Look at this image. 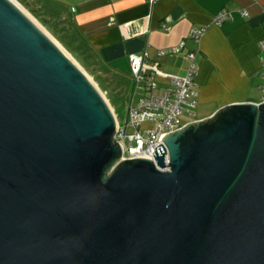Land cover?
Listing matches in <instances>:
<instances>
[{"label":"water","instance_id":"water-1","mask_svg":"<svg viewBox=\"0 0 264 264\" xmlns=\"http://www.w3.org/2000/svg\"><path fill=\"white\" fill-rule=\"evenodd\" d=\"M113 129L94 86L0 0V264H264V102L108 174Z\"/></svg>","mask_w":264,"mask_h":264},{"label":"crops","instance_id":"crops-1","mask_svg":"<svg viewBox=\"0 0 264 264\" xmlns=\"http://www.w3.org/2000/svg\"><path fill=\"white\" fill-rule=\"evenodd\" d=\"M23 1L45 23L52 20L50 29L58 40L74 43L78 53L89 55L110 76L120 70L130 73L129 55L144 52L162 74L181 76L186 54L195 53L197 103L183 125H196L234 105L263 102L259 43L264 39V0ZM221 11L232 18L215 25ZM200 27L205 31L196 43L188 33ZM181 43L178 54L156 55ZM157 82L167 84L163 78Z\"/></svg>","mask_w":264,"mask_h":264},{"label":"built area","instance_id":"built-area-1","mask_svg":"<svg viewBox=\"0 0 264 264\" xmlns=\"http://www.w3.org/2000/svg\"><path fill=\"white\" fill-rule=\"evenodd\" d=\"M241 15L247 17L245 11ZM231 18L228 12L221 11L215 17L214 24L220 25ZM204 31L205 28L203 27L191 28L188 38L197 43L203 36ZM183 47L184 44L181 43L175 48L158 51L156 55L161 57L167 54H178ZM259 50L264 55V39L259 43ZM195 59V53H187V67L184 74L181 76H166L160 72L157 63L148 62L146 52L141 55H129L128 62L132 85L127 99L123 124L118 122L116 113L108 106L114 119L111 141L118 150L117 157L108 174L135 159L147 158L154 164L155 149L161 145L166 152L164 139L191 126L189 123L180 124V118L183 115L189 116L197 103V93L193 89L197 74ZM260 62L259 77L264 82V58ZM162 78L166 79L167 82L164 87L157 82V79ZM260 89L264 102V85ZM155 115L159 116L155 121L156 126L141 130L140 127L145 123V119L148 116Z\"/></svg>","mask_w":264,"mask_h":264},{"label":"rangeland","instance_id":"rangeland-1","mask_svg":"<svg viewBox=\"0 0 264 264\" xmlns=\"http://www.w3.org/2000/svg\"><path fill=\"white\" fill-rule=\"evenodd\" d=\"M14 1L33 19L42 32L57 44L56 46L66 54L75 67H78L77 69L84 75L90 84L94 86L107 105L112 109L114 107L118 122L123 124L126 115L127 99L130 95L132 85L130 73H128L127 70H125V72L120 70L117 74H114V76L104 73L101 71L103 68H101L93 58H90L87 54L78 53L74 43L66 42L63 44V41L58 40L56 35L57 32H53L50 29V27L53 26L52 20L45 23L44 21L46 20L39 16V12L32 13L23 0ZM185 116L186 115H183V117L180 118V124L187 121ZM158 118V115L152 117L148 116L145 119V123L140 127L141 130L154 128L156 126L155 121Z\"/></svg>","mask_w":264,"mask_h":264},{"label":"bare ground","instance_id":"bare-ground-1","mask_svg":"<svg viewBox=\"0 0 264 264\" xmlns=\"http://www.w3.org/2000/svg\"><path fill=\"white\" fill-rule=\"evenodd\" d=\"M15 6H17L19 9H20V11H22V13H24V15H26V17L34 24V26L35 27H37V29L38 30H40L41 32H42V30L37 26V24L33 21V19L31 18V17H29V15L26 13V12H24L22 9H21V7H19L18 5H17V3L14 1V0H10ZM31 18V19H30ZM43 33V32H42ZM44 34V33H43ZM45 35V34H44ZM46 36V35H45ZM47 37V36H46ZM55 46L57 45L55 42H53L49 37H47ZM57 47V46H56ZM58 48V47H57ZM59 49V48H58ZM61 51V50H60ZM62 52V51H61ZM62 54L66 57V59L70 62V63H72L71 61H70V59L66 56V54H64L63 52H62ZM72 65H74L73 63H72ZM74 67H75V65H74ZM78 68V67H77ZM112 113V112H111Z\"/></svg>","mask_w":264,"mask_h":264}]
</instances>
